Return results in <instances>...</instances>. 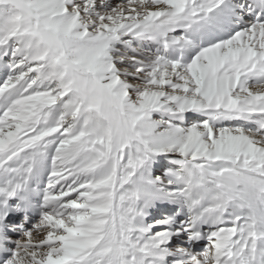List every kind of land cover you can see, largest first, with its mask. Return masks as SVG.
Returning <instances> with one entry per match:
<instances>
[{"label":"snow or ice","instance_id":"1","mask_svg":"<svg viewBox=\"0 0 264 264\" xmlns=\"http://www.w3.org/2000/svg\"><path fill=\"white\" fill-rule=\"evenodd\" d=\"M0 264H264V0H0Z\"/></svg>","mask_w":264,"mask_h":264}]
</instances>
